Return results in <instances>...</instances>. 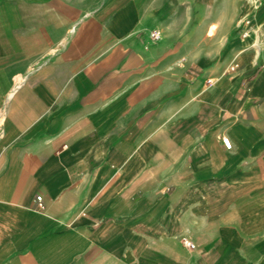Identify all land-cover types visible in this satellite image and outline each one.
Wrapping results in <instances>:
<instances>
[{"label": "crops", "instance_id": "obj_1", "mask_svg": "<svg viewBox=\"0 0 264 264\" xmlns=\"http://www.w3.org/2000/svg\"><path fill=\"white\" fill-rule=\"evenodd\" d=\"M0 264H264V0H0Z\"/></svg>", "mask_w": 264, "mask_h": 264}, {"label": "built area", "instance_id": "obj_2", "mask_svg": "<svg viewBox=\"0 0 264 264\" xmlns=\"http://www.w3.org/2000/svg\"><path fill=\"white\" fill-rule=\"evenodd\" d=\"M259 1H261V0H255V2H259ZM150 37L153 39H157L159 37V33L158 32H152V33H150ZM208 83H210V81H208ZM221 142H222L225 149L230 150L231 144H230V141L227 137H222ZM36 201L38 202L39 209H42L41 197L40 196L36 197ZM182 244L187 249H194V245L189 240H183Z\"/></svg>", "mask_w": 264, "mask_h": 264}, {"label": "bare ground", "instance_id": "obj_3", "mask_svg": "<svg viewBox=\"0 0 264 264\" xmlns=\"http://www.w3.org/2000/svg\"><path fill=\"white\" fill-rule=\"evenodd\" d=\"M160 34V33H159Z\"/></svg>", "mask_w": 264, "mask_h": 264}]
</instances>
